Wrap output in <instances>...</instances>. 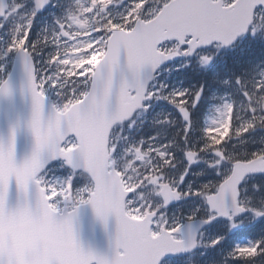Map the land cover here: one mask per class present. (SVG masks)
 Returning <instances> with one entry per match:
<instances>
[{"label": "snow or ice", "instance_id": "snow-or-ice-1", "mask_svg": "<svg viewBox=\"0 0 264 264\" xmlns=\"http://www.w3.org/2000/svg\"><path fill=\"white\" fill-rule=\"evenodd\" d=\"M245 37L264 0H0V99L27 109L0 134V264H264V70L154 80ZM82 206L114 221L106 251Z\"/></svg>", "mask_w": 264, "mask_h": 264}, {"label": "rangeland", "instance_id": "rangeland-1", "mask_svg": "<svg viewBox=\"0 0 264 264\" xmlns=\"http://www.w3.org/2000/svg\"><path fill=\"white\" fill-rule=\"evenodd\" d=\"M54 171H56V174H61L62 170H59V169H54Z\"/></svg>", "mask_w": 264, "mask_h": 264}]
</instances>
